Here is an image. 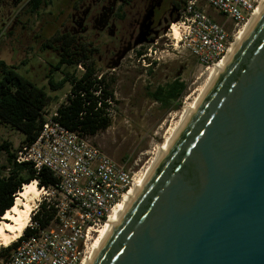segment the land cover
Listing matches in <instances>:
<instances>
[{"label": "water", "instance_id": "water-1", "mask_svg": "<svg viewBox=\"0 0 264 264\" xmlns=\"http://www.w3.org/2000/svg\"><path fill=\"white\" fill-rule=\"evenodd\" d=\"M91 264H264V8Z\"/></svg>", "mask_w": 264, "mask_h": 264}, {"label": "rangeland", "instance_id": "rangeland-1", "mask_svg": "<svg viewBox=\"0 0 264 264\" xmlns=\"http://www.w3.org/2000/svg\"><path fill=\"white\" fill-rule=\"evenodd\" d=\"M28 1L0 0V61L17 68L19 75L43 88L49 96V102L43 108L46 117L65 101L70 89L69 84H65L61 90L52 92L47 81L58 82L66 74L78 78L85 66L92 63L95 75L105 77L113 99L105 111L109 119L108 128L90 137V140L112 160L124 165L133 175L134 182L137 181L155 159L168 132L179 121L182 110L208 82V69L199 66L188 51L165 36L170 25L178 20L180 11L175 10L176 5L183 8L188 0H161L160 7L154 10L153 30L157 35H151L152 43L134 49L125 57L115 56L113 42L106 33L97 34L95 30H89L82 36L78 25L72 23L71 17L77 13L78 6L86 8L96 0H43L37 14L29 13L26 7ZM128 1L130 8L127 9L125 23L133 28L159 0ZM198 5L205 8L215 22L231 30V26L225 25L224 18L217 12L204 6L201 0ZM62 33L71 35L75 43L91 51L90 62L55 69L62 52L57 39ZM137 52L142 55L138 56ZM150 63L153 65L149 68ZM174 79L184 82L186 90L180 109L164 113L159 105L146 97V93ZM22 141L21 134L0 126V145L8 143L15 151ZM5 165L6 154L1 152L0 166ZM47 193L43 189L33 210L48 200ZM95 240L96 235H93L90 245Z\"/></svg>", "mask_w": 264, "mask_h": 264}, {"label": "built area", "instance_id": "built-area-1", "mask_svg": "<svg viewBox=\"0 0 264 264\" xmlns=\"http://www.w3.org/2000/svg\"><path fill=\"white\" fill-rule=\"evenodd\" d=\"M198 1L186 2L165 36L174 40L169 29L175 26L178 41H174L199 66L209 69L223 60L262 0H201L224 18L230 31L209 17ZM56 117V111L43 115L37 139L19 147L14 158L17 165L29 164L36 173L47 169L56 178L57 184L47 190L53 216L44 229L30 222L28 227L37 232L0 264H82L93 231L105 224L134 182L124 165L93 145L90 137L60 126Z\"/></svg>", "mask_w": 264, "mask_h": 264}, {"label": "trees", "instance_id": "trees-1", "mask_svg": "<svg viewBox=\"0 0 264 264\" xmlns=\"http://www.w3.org/2000/svg\"><path fill=\"white\" fill-rule=\"evenodd\" d=\"M42 4L43 0H31L27 5L29 13L37 14ZM175 10L179 12L182 8L176 5ZM60 49L62 52L56 70H60L64 65L74 66L91 60V51L70 43ZM137 55L142 54L137 52ZM152 65L153 63L149 68ZM16 70L17 68L9 67L0 61V126H6L21 134L23 136L21 147L33 143L39 136L45 122L43 108L49 102V96L43 88L35 86ZM65 84H69V93L65 101L56 109L57 117L54 121L70 132H79L87 137L106 130L109 119L105 111L113 98L108 91L109 84L105 77L96 76L94 65L90 63L85 66L78 78L66 74L58 82L47 81L52 92L61 90ZM185 90L186 84L180 79H174L163 86L147 90L146 97L159 105L164 113H168L180 109ZM10 147L8 143L0 145V153L6 154V165L0 166V219L13 207L14 196L23 185L34 181L38 189L48 190L57 184L56 178L47 169L36 173L29 164H15L17 150L12 151ZM52 216L53 211L47 200H44L31 213L30 222L37 223L39 229H44ZM36 232L26 227L16 242L0 250V260L5 262L21 241Z\"/></svg>", "mask_w": 264, "mask_h": 264}, {"label": "bare ground", "instance_id": "bare-ground-1", "mask_svg": "<svg viewBox=\"0 0 264 264\" xmlns=\"http://www.w3.org/2000/svg\"><path fill=\"white\" fill-rule=\"evenodd\" d=\"M263 8L264 0L261 1L255 14L241 28L238 36L235 38L223 60L214 67L208 69L209 78L205 88L200 90L198 95L191 101L189 106L182 110L179 121L176 122L177 124H175L172 130L168 132L169 134L168 136H166L161 147L158 149L155 159L151 162L149 167L139 177V179L133 182L132 186L124 194L121 201L113 208L105 224L97 230L93 231L94 235H96V240L93 241L94 243L92 242L90 245V241L92 240L93 236L90 239L87 250L88 258L86 253L82 264H91L92 260L97 255L107 238L110 236L113 229L116 227L125 212L128 210L134 198L137 196L140 188L145 184L156 166L166 154V152L184 127L185 123L195 110L196 106L208 90L209 86L211 85L223 65L226 63L230 55L233 53L237 45L240 43L244 35L247 33L251 25L254 23L258 15L261 13ZM169 31L172 33L171 36L173 37V39L175 41H178V31L176 27L172 26ZM42 192L43 189H38L36 186V182L33 181L29 184L23 185L22 188L16 193V195L14 196L13 207L10 210H7L0 219V248L8 247L21 237L22 232L29 225L30 215L33 212L36 204L39 202V198Z\"/></svg>", "mask_w": 264, "mask_h": 264}, {"label": "flooded vegetation", "instance_id": "flooded-vegetation-1", "mask_svg": "<svg viewBox=\"0 0 264 264\" xmlns=\"http://www.w3.org/2000/svg\"><path fill=\"white\" fill-rule=\"evenodd\" d=\"M30 1L31 0L27 2L26 7ZM128 8H130L128 0H96L92 5L86 8L78 6L77 13L71 17V21L78 25L82 36L89 30H95L97 34L106 33L113 42L112 52L115 56L125 57L129 52L143 46L142 44L133 47V43L139 33L141 22L134 24L133 28L125 23ZM75 19L78 20L75 21ZM153 26L154 21L152 30ZM150 37L151 35L148 39H150ZM57 40H59L58 42L61 47L70 43L78 48L86 49L82 44L75 43L76 40L67 33L60 34Z\"/></svg>", "mask_w": 264, "mask_h": 264}]
</instances>
